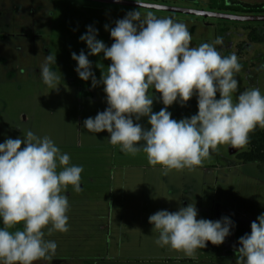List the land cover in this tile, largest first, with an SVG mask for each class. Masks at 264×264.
Listing matches in <instances>:
<instances>
[{
    "label": "rangeland",
    "instance_id": "rangeland-1",
    "mask_svg": "<svg viewBox=\"0 0 264 264\" xmlns=\"http://www.w3.org/2000/svg\"><path fill=\"white\" fill-rule=\"evenodd\" d=\"M133 1L212 11L211 0ZM243 1L257 4L261 0ZM131 11H139L141 18L151 14L185 24L191 46L212 43L222 56L235 54L241 65L235 74L238 94L250 88L264 94V42L257 44L248 38L255 29L264 36V23L204 19L81 0H0V143L7 138L23 139V133L31 130L37 136L50 137L70 156L71 164L83 168L80 191L68 186L62 193L69 201L68 231L45 236L56 242L57 251L51 261L38 264H237L239 238L250 234L251 223L264 213V162L242 163L237 155L246 147L220 145L193 169H172L165 175L161 166L149 165L143 152L125 154L108 142L109 133H90L83 127L86 118L106 109V94L102 84L93 88L91 80L78 77L71 53H88L80 36L89 25L110 47L113 40L105 26L114 27ZM217 37L223 38L222 44H214ZM51 53L56 65L50 67L60 76L56 89L47 87L40 77V66ZM88 58L99 81L111 61L102 54ZM149 93L154 94V112L165 107L159 93L153 89ZM183 108L175 103L168 111L176 120L198 112H184ZM139 122L150 127L146 119ZM190 203L195 204L198 219L229 217L234 222L215 256L198 249L194 257L187 258L155 243L158 233L153 231L149 216L159 210L174 212Z\"/></svg>",
    "mask_w": 264,
    "mask_h": 264
},
{
    "label": "clouds",
    "instance_id": "clouds-1",
    "mask_svg": "<svg viewBox=\"0 0 264 264\" xmlns=\"http://www.w3.org/2000/svg\"><path fill=\"white\" fill-rule=\"evenodd\" d=\"M106 30L113 40L106 46L98 30L87 26L80 40L87 45L77 55L78 77L91 86L103 85L107 107L83 121L90 133H109L108 142L125 154H146L150 166L169 170L193 169L220 145L245 147L257 127L264 129V94L258 88L239 92L235 74L241 65L235 54L222 56L212 43L191 46L185 24L139 11L128 12ZM222 37L214 44L220 45ZM111 61L98 81L89 56ZM53 53L40 66L42 82L56 89L60 76ZM264 68V65H261ZM165 106L153 111L154 94ZM219 94V99H217ZM235 95V98H234ZM193 96L198 112L180 120L168 108L185 106ZM146 119L150 127L139 122ZM96 138V137H94ZM23 145V147H22ZM82 166L70 163L48 136L28 130L21 138L0 143V264H38L51 261L57 251L54 231H68V186L80 191ZM149 223L158 233L155 243L192 258L210 242L221 245L235 227L229 217L198 219L195 204L177 211L159 210ZM237 264H264V213L251 223V233L239 238Z\"/></svg>",
    "mask_w": 264,
    "mask_h": 264
},
{
    "label": "trees",
    "instance_id": "trees-1",
    "mask_svg": "<svg viewBox=\"0 0 264 264\" xmlns=\"http://www.w3.org/2000/svg\"><path fill=\"white\" fill-rule=\"evenodd\" d=\"M212 11H220L237 15H264V3L248 4L240 0H211ZM249 41L253 43H263L264 36L252 30L248 35ZM198 110L197 100H191L184 106L183 111L189 112ZM246 150L237 155V159L242 163H263L264 162V129L257 127L250 133V139L245 146ZM204 253L215 256L218 254V245L210 242L203 249Z\"/></svg>",
    "mask_w": 264,
    "mask_h": 264
},
{
    "label": "water",
    "instance_id": "water-1",
    "mask_svg": "<svg viewBox=\"0 0 264 264\" xmlns=\"http://www.w3.org/2000/svg\"><path fill=\"white\" fill-rule=\"evenodd\" d=\"M81 1L111 5V6H122L127 8H134V9L155 10V11H162L168 13L185 14L196 17H202L204 19H218V20L232 21L237 23H264V15H256V16L232 15V14L213 12V11L192 10L187 8L161 6V5L148 4L133 0H81ZM183 1L193 3L198 0H183Z\"/></svg>",
    "mask_w": 264,
    "mask_h": 264
},
{
    "label": "flooded vegetation",
    "instance_id": "flooded-vegetation-1",
    "mask_svg": "<svg viewBox=\"0 0 264 264\" xmlns=\"http://www.w3.org/2000/svg\"><path fill=\"white\" fill-rule=\"evenodd\" d=\"M171 1H179V2H185L183 0H171ZM185 3H191V2H185ZM195 3V2H194Z\"/></svg>",
    "mask_w": 264,
    "mask_h": 264
},
{
    "label": "crops",
    "instance_id": "crops-1",
    "mask_svg": "<svg viewBox=\"0 0 264 264\" xmlns=\"http://www.w3.org/2000/svg\"><path fill=\"white\" fill-rule=\"evenodd\" d=\"M240 1L244 2L243 0H240ZM261 2L264 3L263 0H261L259 3H261Z\"/></svg>",
    "mask_w": 264,
    "mask_h": 264
}]
</instances>
